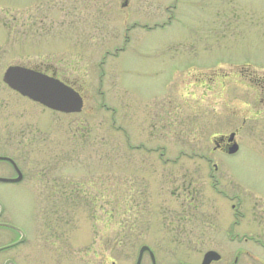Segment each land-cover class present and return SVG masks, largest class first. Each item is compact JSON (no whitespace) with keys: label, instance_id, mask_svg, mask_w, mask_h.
Returning <instances> with one entry per match:
<instances>
[{"label":"rangeland","instance_id":"obj_1","mask_svg":"<svg viewBox=\"0 0 264 264\" xmlns=\"http://www.w3.org/2000/svg\"><path fill=\"white\" fill-rule=\"evenodd\" d=\"M2 40L8 61L0 77L26 63L71 67L69 82L84 99L73 115L20 103L25 128L38 133L33 148L24 142L26 169L36 162L28 154L39 152L37 168L72 174L64 183L72 189L49 192L55 183L46 176L36 188L40 205L60 203L34 210L57 229L42 248L71 256L81 249L117 253L125 241L111 229L114 218L174 210L182 185L209 190L212 168L191 155L216 165L220 186L264 203V108L253 80L264 78V0H0ZM12 95L0 85L4 106L16 103ZM165 113L163 139L152 127ZM232 134L238 152H215L212 139ZM32 193L24 187L3 195L25 223ZM244 228L264 231L249 222Z\"/></svg>","mask_w":264,"mask_h":264},{"label":"flooded vegetation","instance_id":"obj_2","mask_svg":"<svg viewBox=\"0 0 264 264\" xmlns=\"http://www.w3.org/2000/svg\"><path fill=\"white\" fill-rule=\"evenodd\" d=\"M2 16L1 28L6 29L7 13L3 9ZM7 44V40L0 41V65L8 61ZM50 64L26 63L17 66L58 80L79 92L69 82L71 67L61 68L62 65L57 67ZM4 73L0 77V85L13 94L16 103L9 100L10 103L4 106V98L0 97V264H264V231L254 233L244 228L247 222L258 228L264 227V206H258L264 203H250L245 191L220 186L216 180V165L204 156L195 155H191L190 159L206 161L212 168L213 184L209 190L182 185L178 187V195H173L177 197L174 210H162L161 216L114 218L110 228L116 230V236L125 241L117 253L106 249H81L77 251L80 255L71 256L66 254V250L42 248L40 242L46 244L51 241L57 229L54 228L55 223L49 222V216H37L34 210L41 205L50 208L60 203L47 201L40 205L35 197L36 188L41 179L50 177L48 182L55 183V186L49 189L43 187L44 190L53 192L69 187L72 189V182L64 184L71 181L72 174L68 169L55 168L50 172L51 175L40 170L37 168L41 162L39 152L28 154V159L33 158L36 162L30 163L31 169H26L29 164L24 156V142L33 148L38 133L33 125L25 128L21 121L24 117V104L20 103L26 100L38 105L6 86L3 82ZM253 80L258 82V102L264 108V78ZM155 117L160 125L152 127V130L159 128L164 139L168 128L167 115L165 113L160 118ZM212 142L215 152L229 156L226 152L228 137L214 138ZM65 147L64 159L68 160L72 150L67 144ZM57 149L60 150L61 146L55 144L53 157L56 160L62 158ZM24 187L33 192L35 198L32 215L27 223L19 219L14 202L4 200L3 196H11L12 192L21 193ZM71 202L69 200L65 203ZM108 229V226H104L106 234ZM113 230L112 235L115 237Z\"/></svg>","mask_w":264,"mask_h":264},{"label":"water","instance_id":"obj_3","mask_svg":"<svg viewBox=\"0 0 264 264\" xmlns=\"http://www.w3.org/2000/svg\"><path fill=\"white\" fill-rule=\"evenodd\" d=\"M3 82L21 96L57 113L78 114L83 108L82 98L73 89L31 70L10 67L3 77ZM233 138L234 135H231L228 141L232 142ZM236 151L237 146L232 145L227 153L233 154Z\"/></svg>","mask_w":264,"mask_h":264}]
</instances>
